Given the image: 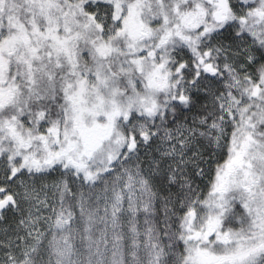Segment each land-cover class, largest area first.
I'll list each match as a JSON object with an SVG mask.
<instances>
[{"label": "snow or ice", "instance_id": "snow-or-ice-1", "mask_svg": "<svg viewBox=\"0 0 264 264\" xmlns=\"http://www.w3.org/2000/svg\"><path fill=\"white\" fill-rule=\"evenodd\" d=\"M0 264H264V0H0Z\"/></svg>", "mask_w": 264, "mask_h": 264}]
</instances>
